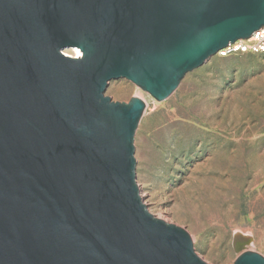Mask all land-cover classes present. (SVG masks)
<instances>
[{
  "label": "water",
  "instance_id": "95a60500",
  "mask_svg": "<svg viewBox=\"0 0 264 264\" xmlns=\"http://www.w3.org/2000/svg\"><path fill=\"white\" fill-rule=\"evenodd\" d=\"M262 27L264 0H0V264H208L142 203L145 102L104 91L125 78L164 101Z\"/></svg>",
  "mask_w": 264,
  "mask_h": 264
},
{
  "label": "rangeland",
  "instance_id": "374dc122",
  "mask_svg": "<svg viewBox=\"0 0 264 264\" xmlns=\"http://www.w3.org/2000/svg\"><path fill=\"white\" fill-rule=\"evenodd\" d=\"M70 48L64 49L66 52ZM145 109L133 144L147 211L185 229L208 264L264 256V55H211L164 101L125 78L104 95Z\"/></svg>",
  "mask_w": 264,
  "mask_h": 264
},
{
  "label": "built area",
  "instance_id": "2783aa9c",
  "mask_svg": "<svg viewBox=\"0 0 264 264\" xmlns=\"http://www.w3.org/2000/svg\"><path fill=\"white\" fill-rule=\"evenodd\" d=\"M247 53L264 55V27L253 32L249 38L229 43L225 48L218 51L220 56Z\"/></svg>",
  "mask_w": 264,
  "mask_h": 264
},
{
  "label": "bare ground",
  "instance_id": "6f19581e",
  "mask_svg": "<svg viewBox=\"0 0 264 264\" xmlns=\"http://www.w3.org/2000/svg\"><path fill=\"white\" fill-rule=\"evenodd\" d=\"M68 49V48H67ZM69 51L70 52H66L65 50H63V52L66 54V55H70V56H72V57H77V56H80L81 55V51L79 50V49H77V48H70L69 49ZM136 95V97H139V98H141L144 102H146L145 101V99H144V97H143V95L141 94V93H135ZM241 243L242 242H236V245H235V247L238 249L240 246H241Z\"/></svg>",
  "mask_w": 264,
  "mask_h": 264
}]
</instances>
